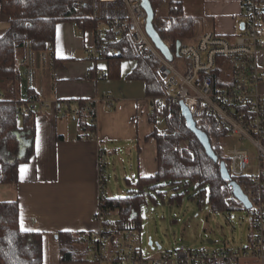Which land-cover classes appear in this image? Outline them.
Wrapping results in <instances>:
<instances>
[{"label": "crops", "instance_id": "1", "mask_svg": "<svg viewBox=\"0 0 264 264\" xmlns=\"http://www.w3.org/2000/svg\"><path fill=\"white\" fill-rule=\"evenodd\" d=\"M240 1H182L184 15L196 19L195 40L207 32L231 38L239 30ZM169 2L165 0L157 8L156 17L167 15ZM7 29L8 20L0 13V36ZM93 41L92 32L80 31L74 23L63 22L56 27L52 51L34 52L24 47L17 52L19 79L14 93L9 95L25 98L31 91L34 100L45 105L36 108L40 114L35 123V153L30 161L19 166L18 183H1L0 168V204L17 202L19 221L23 216L25 226L33 229L29 232L41 234L42 264H96L90 260L62 263L56 236L88 234L99 228L95 215L102 195L100 176L104 164H99V153L104 159L107 155L116 158L134 151L137 165L131 180L149 177L157 168L155 141L145 140L153 132L145 86L126 79L136 62H121L120 78H104L107 63L86 59V50ZM258 60L264 68V47ZM93 68L101 75L95 80L88 78ZM107 99L112 100V108L107 107ZM78 101L93 103L94 140L78 138L77 120L71 113ZM22 165L26 169L23 178ZM161 252L159 247L157 253L147 258L158 257ZM237 264H264V261L241 260Z\"/></svg>", "mask_w": 264, "mask_h": 264}, {"label": "trees", "instance_id": "2", "mask_svg": "<svg viewBox=\"0 0 264 264\" xmlns=\"http://www.w3.org/2000/svg\"><path fill=\"white\" fill-rule=\"evenodd\" d=\"M73 1L0 0V13L8 20V29L4 35L0 36V92H2L0 168L3 184L18 183L19 166L33 157L35 123L40 114L39 110L31 109L35 99L31 91H28L25 98H13L9 93L13 94L14 91H9L3 85L6 83L11 89L18 82L17 52L20 49L28 47L34 52L52 51L56 39V27L59 23H76L80 31H90L94 34L99 26L90 18V1H85L82 8L76 7ZM149 1L156 13L157 8L165 0ZM169 1L167 15L164 20L155 16L154 27L160 38L170 44V49L174 53L177 41L183 43L196 39V19L184 15L182 9L184 0ZM259 2L264 9V0ZM106 43L107 51L101 59L107 63L104 78H120L121 62L134 60L135 67L126 79L142 82L145 86V95L149 99L164 95L163 85L157 74L159 62L155 58L135 59L123 40H117L109 35L106 36ZM112 50L116 51L115 54L109 55ZM91 71L88 78L95 80L101 77L96 68ZM77 103L81 113L78 138L94 140L96 139L94 112L86 116L83 109L87 102L78 101ZM22 108H27V113H22ZM168 113H170L169 117ZM148 118L153 126V132L145 140L153 139L156 144L155 173L149 177L126 179L129 189L125 197L102 196L99 200L98 210L108 223L116 226V229L114 228L116 236L130 231L136 237V234L142 230V208L148 204L156 206L158 201L163 202L167 189L177 191L169 198L170 203L174 199L179 203L185 194L192 192L187 198L199 208L207 205L212 212H226L233 207L239 208L234 203H228V183L221 179L219 164L207 156L197 138L186 128L178 105H173L163 112L148 115ZM159 118H162L165 125L163 132L155 127ZM201 131L213 141L212 148L218 159L224 161L219 140L227 137L228 134L221 130L211 118L205 119ZM21 139L29 142V146L25 148L24 156L19 158ZM19 215L20 208L17 202L0 204V264H42L41 234L21 232ZM113 217H116V220L112 221ZM83 235L86 234H57L62 263L92 261L88 243L84 244L80 240Z\"/></svg>", "mask_w": 264, "mask_h": 264}, {"label": "built area", "instance_id": "3", "mask_svg": "<svg viewBox=\"0 0 264 264\" xmlns=\"http://www.w3.org/2000/svg\"><path fill=\"white\" fill-rule=\"evenodd\" d=\"M88 0H74L82 8ZM90 18L98 23L94 41L86 50L88 61L101 60L107 51L106 36L123 40L135 59L155 58L157 74L164 95L148 99V115L160 113L180 102L190 113L197 129L207 118L214 119L227 137H235L250 148L234 145L224 163L231 181L237 183L250 208L237 200L228 185V203L247 210L251 215L252 236L241 248H227L205 253L184 248L163 251L155 258H145L132 244V232L115 235L116 226L108 223L100 210L95 215L99 228L80 237L89 245L91 260L96 264H237L241 260L264 261V68L259 54L264 47V9L259 0L240 1L239 30L231 38L207 32L195 41L181 42L178 57L171 62L154 47L145 32L146 13L139 0H89ZM77 27V24L74 23ZM102 26V27H101ZM170 49V44L163 41ZM171 50V49H170ZM116 51H110L114 55ZM172 52V51H171ZM173 53V52H172ZM1 97V94H0ZM112 108V100L107 99ZM43 101L32 102L31 109L41 108ZM180 109V106H179ZM22 108V113H27ZM167 111V110H166ZM94 112L93 103L85 105L83 113ZM80 125V110L71 111ZM168 117L170 113L167 114ZM163 124L162 118L155 127ZM211 141V140H210ZM221 139L219 140V142ZM220 149L223 146L219 143ZM252 150V152H251ZM100 166L103 154H98ZM102 170V169H101ZM103 176H100V199L103 196ZM124 237V238H122Z\"/></svg>", "mask_w": 264, "mask_h": 264}, {"label": "rangeland", "instance_id": "4", "mask_svg": "<svg viewBox=\"0 0 264 264\" xmlns=\"http://www.w3.org/2000/svg\"><path fill=\"white\" fill-rule=\"evenodd\" d=\"M160 19L164 20V17ZM3 86L11 92L15 89L14 85L11 89L6 83ZM157 129L163 132L164 122ZM219 143L225 155L234 145L249 148L247 143H241L235 137L222 138ZM103 163V196L125 197L129 189L125 180H131L137 165L135 152L130 151L116 158L107 155ZM174 193L177 191L167 189L163 202L158 201L156 206L148 204L142 208V230L136 234L133 245L141 251L143 257H151L158 252L159 247L162 251L184 248L210 253L249 244L252 223L247 210L233 207L226 212H212L207 205L199 208L187 198L192 192L185 194L181 202L174 199L170 203L169 198Z\"/></svg>", "mask_w": 264, "mask_h": 264}, {"label": "water", "instance_id": "5", "mask_svg": "<svg viewBox=\"0 0 264 264\" xmlns=\"http://www.w3.org/2000/svg\"><path fill=\"white\" fill-rule=\"evenodd\" d=\"M142 9L146 13V25H145V32L149 39L151 40L152 44L154 47L165 57V59L169 62L173 60L174 57H178V50L181 46V42L177 41L175 44V52L172 53L171 50L164 44L163 40L160 38L157 30L154 27V17L155 13L153 11V8L150 4L149 0H139ZM240 30H244V24L241 23L239 26ZM180 106V116L184 120V124L186 128L194 134V136L197 138L198 142L201 144V146L204 148L205 153L207 156L215 163H218V157L214 153L211 141L209 137L203 133L200 129H197L195 123L192 120V117L190 113L187 111L186 107L183 105L182 102L179 104ZM20 150H19V158H22L25 153V148L29 146V142H26L24 139L20 140ZM219 164V171H220V176L221 179L228 183V185L232 189V194L233 196L242 202L246 208H250V204L247 201L246 196L243 194L240 186L231 181L230 176L225 168L224 163H218ZM152 246V244H150Z\"/></svg>", "mask_w": 264, "mask_h": 264}, {"label": "snow or ice", "instance_id": "6", "mask_svg": "<svg viewBox=\"0 0 264 264\" xmlns=\"http://www.w3.org/2000/svg\"><path fill=\"white\" fill-rule=\"evenodd\" d=\"M37 149H39V133L37 134ZM25 166H21V178H23V174L25 172ZM19 228L21 232H29V231H33V229L27 228L24 224V220H23V216H21L20 221H19Z\"/></svg>", "mask_w": 264, "mask_h": 264}]
</instances>
